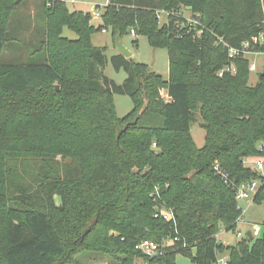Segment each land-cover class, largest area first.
<instances>
[{
  "label": "trees",
  "instance_id": "16d2710c",
  "mask_svg": "<svg viewBox=\"0 0 264 264\" xmlns=\"http://www.w3.org/2000/svg\"><path fill=\"white\" fill-rule=\"evenodd\" d=\"M28 1L0 0V264H82L77 253L110 264H176L178 255L264 264V223L259 238L217 239L243 218L239 184L260 182L254 203L264 199V175L246 163L264 156V73L252 85L250 60L229 58L264 34L262 0H108L99 26L90 12L43 0L32 52L2 62L13 27L32 26L20 12ZM109 29L115 45L134 30L167 49L169 79L119 54L113 64L128 77L110 81L107 48L92 42ZM115 94L134 102L124 118ZM169 211L174 218L163 219ZM146 239L161 245L159 256L136 249Z\"/></svg>",
  "mask_w": 264,
  "mask_h": 264
},
{
  "label": "rangeland",
  "instance_id": "374dc122",
  "mask_svg": "<svg viewBox=\"0 0 264 264\" xmlns=\"http://www.w3.org/2000/svg\"><path fill=\"white\" fill-rule=\"evenodd\" d=\"M42 1L43 0H29L25 7L21 8V15L31 17L32 26L30 28H26L24 26L26 32L23 30L18 32L17 28L13 27V41H11L7 46L2 62H15L21 57L22 53L27 55V52H32L30 43L38 40V38L36 39V37H34L35 34L33 36V26L37 21L42 22V19L37 18L41 11ZM63 1H66L71 11L90 12L95 15L97 6H103L106 0H74V4L72 3L73 0ZM262 6L264 11V0H262ZM189 14L190 13H188V11L184 10L185 16L189 17ZM25 19L28 26V18ZM159 21L161 25L166 23V15L161 14ZM92 24L94 26L101 25V18L92 16ZM26 29H28V31ZM63 36L72 40L77 38V35L67 28H64ZM92 42L98 48H107V63L104 69V75L115 84L119 86L123 85L127 80L128 74L125 69L118 70L113 64V57L119 55L120 51L117 45L114 44L112 30L109 29L104 32L94 34L92 36ZM122 42L124 43L126 49H128L132 54L129 59H131L134 63L145 64L157 74L162 75L164 79H169V57L167 49H156L152 47L145 36H139L136 38L135 36L129 34L122 39ZM22 45L26 48L24 49L21 47ZM20 48L22 53L20 52ZM247 58L250 60V65L256 66L257 68V71L251 73L250 84L254 85L258 82L259 75L264 73V53L250 54L247 55ZM161 94L163 95V98L167 99L166 90H162ZM114 103L117 114L120 118L126 117L134 109V102L127 95L115 94ZM195 117L196 123L192 125V135L196 145L199 148H202L205 144L206 130L203 127L202 122H200L199 114H196ZM258 160L264 162V156L256 159V161ZM260 173L264 175V169L260 171ZM258 183L260 184V182ZM239 207L242 210L244 222L238 224L236 232H226L224 229H221L217 235L218 241L224 245L229 246L236 244L237 241L240 240V238H238L239 232L246 236L255 224L262 225V223H264V199L260 203H254L253 201H241L239 202ZM95 255L91 253H77L75 257L77 262L82 264H110L108 260ZM176 264H191V262L187 257L178 255L176 257Z\"/></svg>",
  "mask_w": 264,
  "mask_h": 264
},
{
  "label": "built area",
  "instance_id": "2783aa9c",
  "mask_svg": "<svg viewBox=\"0 0 264 264\" xmlns=\"http://www.w3.org/2000/svg\"><path fill=\"white\" fill-rule=\"evenodd\" d=\"M72 3L74 4V0L72 1ZM109 4V1L106 0L105 4L103 6L99 5L96 8V14L92 16L96 17V18H101V15L103 13V10L105 8V6H107ZM161 14L168 16V13L165 11H161L159 13V18H161ZM195 24H197V21L194 22ZM135 31L131 30V35L135 36ZM220 42H223L222 38H219ZM263 45L264 44V34L260 35L258 38H255L253 40V44L251 42H245L243 43L242 47L239 49L236 48H230L229 49V58L230 59H234L236 57L239 56H244L247 58V55H252L254 53H258L252 50V46L254 45ZM227 72H232L235 73L236 72V68L233 64L229 65L226 69ZM250 71L251 72H255L257 71L256 66H252L250 65ZM223 75V72L220 73V76ZM163 96V95H162ZM168 98V97H167ZM156 146V144H154V147ZM264 148V147H263ZM262 148V149H263ZM246 163L249 164V166H251L253 169L257 170V171H262L264 169V162L263 161H256V159L254 160H246ZM214 169L216 171V173L218 175H220L223 179H227V175L221 170L219 164H216L214 166ZM227 182V180H226ZM261 187V183L259 184L258 181H251V182H244L239 184L236 187V197L237 200L239 202L241 201H253L254 202V198L259 190V188ZM158 215H156L157 217ZM174 218V213L172 211L169 212H165L163 214V219L165 220H171ZM241 222H244V219L242 218ZM249 233V232H248ZM247 233V234H248ZM250 233L252 234L253 238H259L262 234V225L259 224H255L252 227V230L250 231ZM248 237L247 235L244 236L242 235V233H238V238L242 239V238H246ZM136 249L141 252L146 258L152 259L155 258L157 256L160 255L161 253V245L158 244L157 242L153 241V240H142L140 241L137 245H136ZM228 262V256L227 255H221L218 257L217 261L214 264H227Z\"/></svg>",
  "mask_w": 264,
  "mask_h": 264
},
{
  "label": "water",
  "instance_id": "95a60500",
  "mask_svg": "<svg viewBox=\"0 0 264 264\" xmlns=\"http://www.w3.org/2000/svg\"><path fill=\"white\" fill-rule=\"evenodd\" d=\"M116 45L120 51V54H122L126 59L131 58L132 54L129 52L128 49H126V47L124 46V43L122 42L120 36H118L116 38ZM247 236L249 237L250 240L254 239L250 232L247 234Z\"/></svg>",
  "mask_w": 264,
  "mask_h": 264
},
{
  "label": "crops",
  "instance_id": "0c3cea01",
  "mask_svg": "<svg viewBox=\"0 0 264 264\" xmlns=\"http://www.w3.org/2000/svg\"><path fill=\"white\" fill-rule=\"evenodd\" d=\"M66 2V1H65Z\"/></svg>",
  "mask_w": 264,
  "mask_h": 264
}]
</instances>
